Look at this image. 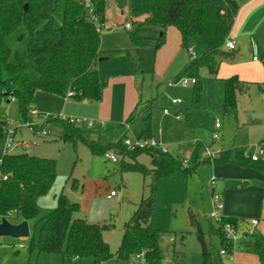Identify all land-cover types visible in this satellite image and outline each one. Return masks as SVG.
<instances>
[{"label": "rangeland", "instance_id": "1", "mask_svg": "<svg viewBox=\"0 0 264 264\" xmlns=\"http://www.w3.org/2000/svg\"><path fill=\"white\" fill-rule=\"evenodd\" d=\"M111 3L113 11L101 29V46L96 62L97 70L107 81L101 100L85 102L39 90L33 97L32 107H39L54 118L79 117L92 122L91 139L105 143L117 142L127 136L140 137L145 129H152L162 146L182 161L187 160L183 164L192 169L191 173L187 174L178 167L173 175L161 176L158 180L153 226L161 231V264H202L201 242L197 229L190 224V212L200 220L208 247L214 250L222 248L219 234L211 227L212 224L216 227L217 222L209 217L213 206L212 180L216 182L217 191L224 190L228 194L227 202L221 193L224 209L226 203L238 207L235 211L241 219V227L264 235V171L233 163L216 165L208 162L206 155L208 147L217 151L221 146L242 145L245 150L254 151L257 144H264V79L249 81L247 93L238 97L237 113L227 114L222 106L225 82L212 79L208 69L203 67L200 70L203 78L201 97L194 100V84L185 87L169 83L175 81L173 73L177 68L183 66L180 73L190 57H197L208 50L203 38L200 35L192 38L190 44L194 54H191L182 46L177 27L171 25L163 30L165 40L158 45L161 28L153 26L138 30L134 23L115 25L124 14L112 0ZM57 6L53 25L60 27L65 0H57ZM45 24V20L41 21L39 28ZM30 40L31 33L25 23L7 35L11 62H15L17 52L28 49ZM243 55L241 61L244 65H251L253 56H256L264 71V48H256ZM173 99L181 102L174 104ZM151 102L156 105L146 111L145 107ZM133 112L139 115L129 120ZM22 118L17 98L0 103V121L7 120L10 127H15ZM216 122L221 127L217 128ZM127 124H131V130L127 129ZM80 126L88 128L84 124ZM48 131L45 137H35L23 129L24 139L38 143L31 142L24 148L18 146L22 135L17 132L16 143L11 149L13 153L26 152L57 160L56 181L51 191L39 199L43 207L40 217L46 216L56 206L58 195L64 191L72 202L80 204L75 217L107 226L103 229V237L111 251L116 253L122 243L125 223L132 218L142 197L149 193L152 174L145 176L137 171H122L124 152L119 162H112L102 154H93L84 142L66 139V129L60 118L49 122ZM215 133L219 135L216 139ZM4 141L0 137V156L4 153ZM126 151L131 150L126 148ZM131 160L125 157V161ZM137 160L149 168L153 167L148 154L138 156ZM75 179L78 187H73ZM111 189H117L119 193L107 198L105 194ZM3 219L0 216V222ZM251 219H257L258 224L250 225ZM9 220L18 222L21 217L15 215ZM36 223L37 219L29 221L31 234L27 238L0 235V264H27L37 260L38 264H62L57 253L39 254L37 248L30 250V238L34 234L37 236L39 230ZM242 242L243 239L236 244L234 254L238 249L251 254L252 260L256 258V262L243 264H262L258 255L247 251ZM137 255L129 260L113 256L101 263L147 264ZM75 264H94V261L86 257Z\"/></svg>", "mask_w": 264, "mask_h": 264}, {"label": "trees", "instance_id": "2", "mask_svg": "<svg viewBox=\"0 0 264 264\" xmlns=\"http://www.w3.org/2000/svg\"><path fill=\"white\" fill-rule=\"evenodd\" d=\"M92 1L96 6L99 24L103 28L113 11V4L111 0ZM112 1L124 14L123 19L115 22V25L134 23L137 24L138 30L143 27H159L161 32L157 40L158 45L165 40L163 30L171 25L179 30L181 43L185 48L191 45L195 35L203 38L208 50L202 55L191 57L175 77V81L183 77L196 79L194 100L201 97V68L206 67L210 75L215 77L221 63L233 59L236 55L235 50L226 48L225 42L242 0ZM25 4H28L26 11ZM57 8V0H0V103L17 98L24 120L29 118L33 97L39 90L65 98L99 101L107 83L96 68L101 46V30L88 18L84 0H65L63 23L60 27L53 25ZM43 20L46 24L39 28ZM22 23L29 29L31 40L28 49L25 52H17L15 62H11V50L6 37ZM224 82V112L236 114L238 97L247 93L248 82L237 75L225 79ZM153 106L155 104L151 102L145 110H150ZM138 115L133 112L129 120ZM62 121L66 129V139L84 142L93 154L104 155L108 150H118L120 154L124 152L122 171H137L145 176L152 174V181L148 184L149 193L142 197L132 218L125 223L122 243L117 252L111 251L103 237V229L107 226L75 217L80 204L72 202L64 191L58 195L56 206L46 216L40 217L43 207L39 199L51 191L58 175L57 160L52 157L26 152H9L2 155L1 174L8 177H0V216L9 220V217L18 215L21 217L18 222L37 219L39 230L37 236L34 234L30 238V250L37 248L39 254L57 253L62 258V264H75L86 257L93 259L94 264H101L113 256L129 260L131 256L142 252L147 264H161V231L153 226L158 180L161 176L173 175L178 167L187 174L191 173L192 169L184 166V161L170 151L163 152L160 148L126 151L123 140L105 143L91 139V128ZM8 128L7 120L0 121V137L5 138ZM153 136L152 129H145L141 135L144 138ZM244 150L227 149L221 151L213 161H207L216 165L234 162L239 166L264 171V161H253L245 155ZM142 154L151 156L153 167L149 168L137 160ZM125 157L132 160L125 161ZM73 187H78L76 179ZM210 219L214 220L211 217ZM189 220L191 226L197 229L201 242L202 264H224L220 250L233 248V244L229 243L225 236L224 225L227 222L237 224L238 219L225 216L223 221H216V227L211 225L212 231L218 233L221 239L222 248L219 250L208 247L202 224L194 212H190ZM244 239L242 243L247 251L257 254L264 264V235L254 232L249 240ZM27 264H38V260L28 261Z\"/></svg>", "mask_w": 264, "mask_h": 264}, {"label": "built area", "instance_id": "3", "mask_svg": "<svg viewBox=\"0 0 264 264\" xmlns=\"http://www.w3.org/2000/svg\"><path fill=\"white\" fill-rule=\"evenodd\" d=\"M85 8L87 11V16L88 18L97 26L99 30H101V25L99 24V17L96 12V6L92 0H84ZM226 48L230 50H234L236 48V43L233 39L230 37L227 38L225 42ZM188 51L191 54H194V49L193 46L190 45L188 47ZM254 59H257V57H254ZM196 82L195 78H189V77H183L179 79L178 81L170 82L169 84H181L185 87L190 86L191 84H194ZM72 94V93H70ZM180 99H173L174 104L180 103ZM168 112V109L166 110ZM29 118L28 119H21L15 127H9L6 132L5 136V141H4V153H9L11 152V149L15 145V136L17 134V131L19 129H26L30 133L37 135V136H45L49 133L48 131V125L51 120L54 119L53 116L47 115L41 111H39L36 107H31L29 109ZM61 120L68 121L72 124L76 125H86L88 128H92L93 123L88 122L83 118H73V117H65V116H60L58 117ZM216 127H220V123L216 122ZM219 135L218 133L214 134V139L218 138ZM124 145L128 150L134 151L138 149H150V148H160L163 152H168L167 148L162 146L158 140L153 136L151 138H144V137H125L123 139ZM31 142L27 139L22 140L21 142H18V145H24L27 146ZM34 143H36L34 141ZM250 150H244L245 155L247 157H250L253 161H259L262 160L264 161V144H257L256 145V150L253 152H249ZM219 152L218 151H213L209 147L207 148L206 155L208 159L213 161L217 156ZM104 156L111 160L112 162H119L120 161V154L113 151V150H108L105 152ZM184 162H187L186 160ZM2 164V156H0V165ZM3 177L6 179L8 175H3L1 174V169H0V177ZM211 187H212V211L209 213V217L213 218L217 222L223 221L225 214H224V202H223V196L222 194L216 190V182L215 180H212L211 182ZM118 190L117 189H112L107 193L108 198H112L116 195H118ZM250 225L255 226L258 224L257 219H251L249 222ZM224 232L225 236L228 240L229 243L233 244V248L231 250H228L226 248H222L220 250V255L222 257H225L228 261L229 264H235V256H234V249L236 244L241 241L244 238H247L249 234H252V231L250 228H242L240 227L239 223H233V222H227L224 225ZM138 258H144V252L140 253L137 255Z\"/></svg>", "mask_w": 264, "mask_h": 264}, {"label": "crops", "instance_id": "4", "mask_svg": "<svg viewBox=\"0 0 264 264\" xmlns=\"http://www.w3.org/2000/svg\"><path fill=\"white\" fill-rule=\"evenodd\" d=\"M229 37L231 39H233L236 43V48L234 49L236 51V55L233 59L224 60L221 63L216 76L213 77L212 79H217V80H221L222 82H224L225 79L230 78L234 75L239 76L240 79L245 80L247 82L252 81V80H259L260 77H262L261 79H264V71L258 62L259 59H254V57H256V56H253V62L251 65H244V63L241 61V58L244 57L243 54L247 53V51H253L256 48H264V0H242L241 1L240 8L238 10V13H237V16L235 18V21H234V24H233V27L231 29ZM190 58L188 59L186 64L189 62ZM182 67H179L174 71V73H173L174 77L177 76L179 70ZM83 101L88 102L90 100H83ZM34 107H36V106H34ZM36 108L39 111H41V109L39 107H36ZM147 111H149V110H147ZM126 127L128 130H131V124H127ZM95 131H99V130H95ZM17 132L18 133L21 132L22 140H24L23 129H21ZM32 135H34V134H32ZM47 135H45V136H47ZM34 136L38 137L37 135H34ZM45 136H43V137H45ZM26 139L28 140V138H26ZM29 141L34 142L31 140H29ZM35 142L38 143V141H35ZM20 147L24 148L27 146L20 145ZM237 147L242 148L243 146L242 145L241 146H232V147L221 146L220 148L217 149V151L221 152V151H224L227 149L233 150V149H236ZM114 151L120 154V152L118 150H114ZM185 160L186 159H184V161ZM228 163H233L235 165H238L234 162H228ZM239 167H245V166H239ZM245 182H247V181L245 180ZM241 189H242V191L244 190L243 187ZM241 189H240V194H241ZM109 191H107L105 195H107V193ZM219 192L223 194V196L225 197V199H227V202H228V198L226 197V196H228L227 192H225L224 190L223 191L219 190ZM240 200H241V198H240ZM229 207L232 209H230ZM235 210H238L237 206L228 205L226 203L225 209H224V214H225V216H228V217L237 218L238 222L240 224V227H241V219L238 218V215H237ZM240 245H241V243H240ZM234 256H235V264L250 263V261L256 262V260H255L256 258H253L254 260H252L251 257H253V256L251 254H249L247 252H241L238 249L235 251ZM222 258H223L224 264H226L225 261L227 262V264H229L225 257H222Z\"/></svg>", "mask_w": 264, "mask_h": 264}, {"label": "water", "instance_id": "5", "mask_svg": "<svg viewBox=\"0 0 264 264\" xmlns=\"http://www.w3.org/2000/svg\"><path fill=\"white\" fill-rule=\"evenodd\" d=\"M28 9V4H25L24 10ZM31 234L29 221L22 220L18 223H13L7 218L0 222V235H9L15 238H27Z\"/></svg>", "mask_w": 264, "mask_h": 264}]
</instances>
